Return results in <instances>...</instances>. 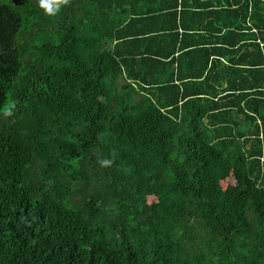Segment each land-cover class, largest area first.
<instances>
[{"label":"trees","instance_id":"obj_1","mask_svg":"<svg viewBox=\"0 0 264 264\" xmlns=\"http://www.w3.org/2000/svg\"><path fill=\"white\" fill-rule=\"evenodd\" d=\"M0 264H264V0H0Z\"/></svg>","mask_w":264,"mask_h":264},{"label":"clouds","instance_id":"obj_2","mask_svg":"<svg viewBox=\"0 0 264 264\" xmlns=\"http://www.w3.org/2000/svg\"><path fill=\"white\" fill-rule=\"evenodd\" d=\"M70 0H38V6L40 10L46 16H56L61 12V10L69 4ZM14 104H9L4 108V114L7 116L12 115V110L14 109ZM102 165H110V160H102L100 162Z\"/></svg>","mask_w":264,"mask_h":264}]
</instances>
